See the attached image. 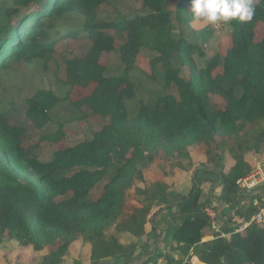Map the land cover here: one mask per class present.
<instances>
[{"label": "trees", "instance_id": "16d2710c", "mask_svg": "<svg viewBox=\"0 0 264 264\" xmlns=\"http://www.w3.org/2000/svg\"><path fill=\"white\" fill-rule=\"evenodd\" d=\"M103 1L0 3V69L15 60L31 62L51 55L56 45L53 35L60 34L54 16L75 12L86 15L81 29L88 33L98 52L113 47V37L104 29L129 30L144 24L163 27L169 23L164 8L167 0H145L152 12L133 20L96 21V8ZM254 9L251 21L229 22L234 29V40L223 57L219 73H213L218 66L216 55L198 67L190 55L188 42L179 41L174 49L180 53L187 77L182 76L178 67H170L165 78L166 83L176 86L179 99L165 95L157 104L143 105L132 117L127 115L125 100L134 96L135 89L125 76L103 75L105 65L99 58L84 59L85 73H81L82 67L76 61L68 60L67 83L71 87L83 81L94 83L93 92L83 101L95 113L109 115L110 120L91 139L56 150L49 162H41L26 153L22 145L23 128L10 125L0 112V232H6L21 246L31 245L36 250L45 247L53 232L71 234L79 228L103 237L104 230L115 221L122 188L140 174L139 164L146 158L151 160L158 150L176 156L190 146L214 143L218 136L232 137L238 133L240 120L263 117L264 30L259 42H254L253 27L255 22L264 25V3ZM79 30L67 35L74 36ZM211 94H218L225 102L217 114L210 113L206 107L205 101ZM57 101L50 90H40L26 98L25 114L35 128H43L50 121L49 110ZM246 144L242 141L230 148L234 163L227 172L218 174V202L231 203L236 199L238 204L246 197L239 194L235 181L250 172L245 154L264 151V130ZM115 155L121 165L104 185L100 197L91 200L90 192L104 179ZM214 188L211 186L206 203L213 199ZM164 190L151 187L147 195H160L166 201V217L177 223L169 233L168 251L195 255L205 264H264V223H253L228 238L214 234L212 239L205 240L210 222L203 212L205 201L201 199L200 184L195 182L186 195L174 200H169L170 194ZM253 211L248 207L247 216ZM146 215L140 222L134 218L126 222L133 235L144 234ZM221 227L225 232L231 230L224 223ZM105 242V253L112 256L128 257L135 247L132 242L122 243L117 237ZM61 253L62 250L58 252ZM159 255L163 253H154L148 260ZM164 255L168 264L174 260L167 253Z\"/></svg>", "mask_w": 264, "mask_h": 264}, {"label": "rangeland", "instance_id": "374dc122", "mask_svg": "<svg viewBox=\"0 0 264 264\" xmlns=\"http://www.w3.org/2000/svg\"><path fill=\"white\" fill-rule=\"evenodd\" d=\"M0 3L9 5L11 0H0ZM252 3L257 6L264 0H252ZM164 8L169 18L166 26L144 24L129 30L104 29L113 37V47L102 52L95 50L88 33L81 29L86 15L75 12L54 16L53 22L60 34L53 35L56 45L51 55L31 62L15 60L0 69V112L10 125L23 128L22 145L29 156L49 162L56 150L91 139L110 120L109 115L95 113L83 101L93 92L94 83L83 81L75 87L67 83L68 60L76 61L82 67L81 73H85L84 59L99 58L105 65L103 75L125 76L135 89L134 96L125 100L129 117L136 115L143 105L157 104L165 95L179 99L176 86L165 81L170 67H178L182 76L187 77L180 53L174 49L179 41L188 42L190 55L198 67L204 66L207 58L216 55L218 66L213 73L221 72L223 57L234 40V29L230 23L217 21L211 24L194 17L190 0H167ZM151 12L145 0H104L96 8L94 19L99 22L133 20ZM253 29L254 42H259L264 25L255 22ZM76 30H79L76 35H67ZM40 90H50L58 101L49 110L50 121L39 129L25 114V100ZM205 103L212 114L221 111L225 104L218 94L209 95ZM238 129L232 137L218 136L214 143L190 146L186 152L176 156L158 150L151 160L146 158L139 164L140 174L122 188L115 221L104 230L103 237L79 228L71 234L53 232L54 236L45 247L36 250L31 245L21 246L6 232H0V264H168L166 253L174 258L169 261L170 264H205L195 255L189 257L188 253L167 250L169 233L177 223L166 217V201L158 194L147 195V189L155 186L165 189V193L170 194L169 200H174L186 195L197 182L205 204L211 186L215 187L212 194L217 201L220 191L218 174L227 172L234 163L230 148L242 141L250 144L254 135L264 130V116L254 121L240 120ZM245 155L250 163L249 171L257 161L264 162V151L257 155L247 152ZM120 165L121 161L115 155L104 179L90 192L91 200L100 197L104 185ZM238 210L236 199L225 203L217 221L221 222L222 217L230 220L231 214L235 211L239 213ZM145 214L144 234L139 237L133 235L126 222L132 218L140 222ZM214 234L210 225L204 239L210 240ZM113 237L119 238L122 243L132 242L135 245L133 253L128 257L105 253V241ZM61 250L62 253L58 254ZM161 252L163 255L148 260L154 253Z\"/></svg>", "mask_w": 264, "mask_h": 264}, {"label": "built area", "instance_id": "2783aa9c", "mask_svg": "<svg viewBox=\"0 0 264 264\" xmlns=\"http://www.w3.org/2000/svg\"><path fill=\"white\" fill-rule=\"evenodd\" d=\"M235 184L238 187L239 194L247 198L239 200V207H246V209L252 207L254 209L250 216L237 218L232 213L230 220L222 217V220L226 221L231 228L230 231L225 232L216 225L221 216L222 208L225 206L224 203L221 201L219 204L217 201L210 199L203 208V212L208 217L215 233L225 238H228L232 233L246 230L253 223H264V162L257 161L254 168L246 175L238 178Z\"/></svg>", "mask_w": 264, "mask_h": 264}, {"label": "clouds", "instance_id": "9594fccd", "mask_svg": "<svg viewBox=\"0 0 264 264\" xmlns=\"http://www.w3.org/2000/svg\"><path fill=\"white\" fill-rule=\"evenodd\" d=\"M190 4L194 17L211 24L251 21L255 11L252 0H190Z\"/></svg>", "mask_w": 264, "mask_h": 264}, {"label": "crops", "instance_id": "0c3cea01", "mask_svg": "<svg viewBox=\"0 0 264 264\" xmlns=\"http://www.w3.org/2000/svg\"><path fill=\"white\" fill-rule=\"evenodd\" d=\"M211 200H213V201H216L215 199H211ZM221 202V201H220ZM220 204V203H219ZM224 205H225V203H224ZM237 206L239 207V205L237 204ZM225 207V206H224ZM223 209V208H222ZM246 207H243V208H241V207H239V210H238V212L239 213H237L236 211L234 212V214H235V216L238 218H240V217H246L247 216V214H246ZM232 216V215H231ZM223 223L225 224V226L227 225V226H229L228 224H227V222L226 221H224V220H222L221 222H216V225H217V227H219L220 229H222V225H223ZM230 228V227H229Z\"/></svg>", "mask_w": 264, "mask_h": 264}]
</instances>
